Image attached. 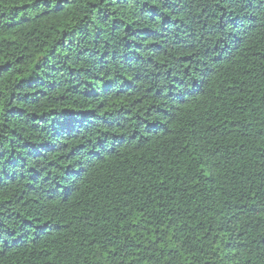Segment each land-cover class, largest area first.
Returning a JSON list of instances; mask_svg holds the SVG:
<instances>
[{"label": "trees", "instance_id": "obj_1", "mask_svg": "<svg viewBox=\"0 0 264 264\" xmlns=\"http://www.w3.org/2000/svg\"><path fill=\"white\" fill-rule=\"evenodd\" d=\"M0 264H264V0H0Z\"/></svg>", "mask_w": 264, "mask_h": 264}]
</instances>
